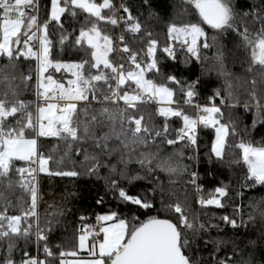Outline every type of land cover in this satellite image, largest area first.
Here are the masks:
<instances>
[{"label":"snow or ice","instance_id":"obj_1","mask_svg":"<svg viewBox=\"0 0 264 264\" xmlns=\"http://www.w3.org/2000/svg\"><path fill=\"white\" fill-rule=\"evenodd\" d=\"M140 6L147 11L154 4L141 0ZM180 7L184 18L180 23L167 19L168 39L161 46L127 0H49L48 5L0 0V57L6 61L0 65V264H264V197L250 201V211L243 206L244 189L264 187V144L243 138L229 144L230 136H239V109L253 114V129L264 125V0H180ZM50 24L59 32L61 52L68 45L85 56L54 59ZM180 54L190 65L188 76L176 74ZM229 56L242 73L226 70ZM22 57L36 62V98L44 103L37 102L34 111L13 83L20 79L27 87L33 80L31 74H13ZM209 59L212 68L205 66ZM161 61L170 62L173 71L165 74ZM50 69L70 74L67 86L48 74ZM213 70L224 83L200 103L202 77ZM149 102L158 105L159 125L139 110ZM198 128L214 130L206 162L226 163V148L233 147L246 165L235 193L241 202L230 214H220V223L210 212L229 206V186L221 182L205 194L199 173L189 172L184 162H200ZM39 138L50 141L51 148L38 144ZM189 147L192 154L186 156L183 149ZM58 150L61 154L54 156ZM20 161L27 166H18ZM133 164L138 167L131 169ZM38 173L98 184L95 203L112 205L94 217L79 215L71 250L51 241L57 220L40 223ZM185 174L183 187H176ZM14 185L30 196V206L20 214H9L12 204L5 195ZM189 186L198 194L192 202ZM201 213L209 218L202 220ZM58 215L63 212L53 217ZM257 226L260 236L254 239L249 229ZM30 244L35 255L28 251ZM81 251L87 258L76 259Z\"/></svg>","mask_w":264,"mask_h":264},{"label":"trees","instance_id":"obj_2","mask_svg":"<svg viewBox=\"0 0 264 264\" xmlns=\"http://www.w3.org/2000/svg\"><path fill=\"white\" fill-rule=\"evenodd\" d=\"M114 2H118V0H114ZM128 3L133 4L134 8V15L137 14L135 9H139L140 11V20L142 25L145 28L151 30L154 34V37L159 41L160 45L162 46L167 41L166 36V26H167V19L171 18L175 20L176 23H180L184 18L181 13L180 7V0H152L154 7L145 11L141 6V0H127ZM42 5H48L49 0H40ZM149 13L156 14L159 13V16L150 17ZM86 16V14H83ZM41 19H43V10L41 13ZM83 22V21H81ZM103 27V25H102ZM206 27V26H205ZM106 31H109L114 37L117 33L116 31H112L110 28H105ZM211 31V30H209ZM49 35L50 38L53 40V58L59 59L65 62L70 61H77L80 58L85 56V53L74 49L68 45H65V49L63 52L60 51L58 45V38L59 32L57 29L53 28V26L49 25ZM136 47V45H133ZM229 48H233L234 46L229 42ZM215 50L213 49L211 52H208L207 55L211 57L214 55ZM159 55V52H158ZM203 55V53H202ZM238 55L244 56L246 55L243 52L238 53ZM113 57L117 59L116 53H113ZM184 56L182 54L179 55V62L175 65V69L178 70L176 74L184 73L185 76L190 75L189 73V66H185L183 64ZM6 61L4 58L0 57V65L5 64ZM19 67L13 73L15 76L19 77L21 73L27 75L31 74L33 76V80L27 82V87L21 83L20 79H16L13 83L20 85V96L19 98L24 101H31L30 110L34 111L36 108V81H35V67L36 62L34 60L24 59L23 57L20 61L17 62ZM214 61L209 59L205 66L212 68ZM226 70L235 74L242 73V68L239 63H234L231 56H229L225 60ZM161 67L165 74H168L173 71V68L170 66V62L161 61ZM9 71H12L9 69ZM197 72H199V66H197ZM55 79L61 80L67 86V81L70 78L69 74L64 71L56 72L53 69L49 70V73ZM150 78H152L153 74H148ZM204 81H206V85L204 87L203 93L201 97L198 98V101L204 103L207 100L208 95L211 93L212 88H221L224 83V77L219 76L215 70L209 72L205 76L202 77ZM209 85L211 87H209ZM4 90V85L0 84V91ZM120 103V105H122ZM111 107H116V105H110ZM158 105L154 102H149L147 104H140L139 110L143 112L145 116L148 115L152 116L153 122L156 125H159L160 122L163 120L157 113ZM187 111V109H186ZM242 123L238 126L239 127V136L229 137V144L233 141L236 143L239 142L241 138L246 141L252 142L254 145H261L264 144V125H257L254 129L252 128L253 122V114L251 112L245 113L243 109L238 110ZM191 114V113H190ZM176 119V118H173ZM170 126L172 129L177 128V125L170 122ZM245 126L248 127L249 131L245 132ZM202 127V126H201ZM198 156H199V163H194L190 160H185L184 162L189 165L188 171L191 172L196 170L199 173V180L198 183L204 189L205 194L210 193L214 190L215 187L220 186L221 182L229 186L230 195H232V200L229 201V206L225 209H212L210 212L211 214H215L217 219L216 222L220 223L218 217L222 213H231L232 207L234 205H238L241 202V197L235 195L237 191L240 190V185L244 182V176L246 173V165L242 162V153L233 147L226 148L225 151V161L224 164H218L214 162H206L208 161V154L210 153L211 144L214 141V130L211 128H203L201 131L198 128ZM27 135V133H26ZM44 144L49 149L51 148V142L46 140L45 138H39L38 144ZM165 151H171L172 149L168 146H163ZM179 149L181 146L178 144L175 146ZM155 150V149H153ZM185 155H191L192 150L191 147L183 149ZM61 154L58 150L57 153H53V155ZM237 158L241 159L240 164L235 163H228L230 161L236 160ZM18 166H24L25 163L23 161L17 162ZM50 167H55L54 163H50ZM137 165H130L131 169H136ZM166 180V177H162ZM14 179H17L14 175ZM187 179V175L180 177V182L176 185L178 188L183 187V181ZM39 180L41 182V190L42 196L44 192L46 195L54 197V205L53 209L49 212L42 211L40 216V223L41 225L45 224L48 219H55L58 222L54 224L53 231L51 234V241L54 244H61L65 250H71L75 247L76 237L78 234V230L81 226V221H79L78 217L81 214H87L90 217H94L95 214H103L107 212L108 208L112 205L106 203L104 206H98L95 203L97 198V191L99 190L98 184H91L86 183L83 180L77 181L76 178L71 177H58V176H48L45 173H40ZM0 191H3L0 188ZM244 198H243V206L245 211H250L248 208V204L250 201H255L264 197V187L257 186L254 189H244ZM8 200L11 201L12 207L9 208V214H20L23 208H27L30 206V196L29 194L18 187V185H14L12 191L10 193H5ZM188 195L189 201H195L196 193L194 192L193 188L189 186L188 188ZM227 200V198H225ZM2 207V204H0ZM193 207L196 210H199V205L194 204ZM63 212V215H58L53 217L54 213ZM127 216V212L124 214ZM163 215V214H161ZM144 217H142L143 219ZM209 217L205 216L201 213V219L207 220ZM247 219V217H245ZM87 223H94V220H89ZM259 223V222H258ZM227 231V229H226ZM249 235L252 238H257L260 236V229L259 227H253L249 229ZM25 244L23 240L19 241V248H24ZM28 251H30L33 255H35L34 246L31 244L28 246ZM41 258H43V253H40ZM21 257V252H16V259L19 260Z\"/></svg>","mask_w":264,"mask_h":264},{"label":"rangeland","instance_id":"obj_3","mask_svg":"<svg viewBox=\"0 0 264 264\" xmlns=\"http://www.w3.org/2000/svg\"><path fill=\"white\" fill-rule=\"evenodd\" d=\"M118 32H119V30H117V33ZM116 56H117V59L119 60L120 57H119V55L117 53H116ZM69 76H70V74H69ZM213 143H214V141H213ZM54 197L48 196V195H46V192H44V194H43V201H44V205H45V207L43 209L44 212H49V211H51L53 209V205H54L53 200H54ZM79 258H87V251H81V252H79L78 257H76V259H79ZM67 259L71 260L73 258L72 257H68Z\"/></svg>","mask_w":264,"mask_h":264},{"label":"built area","instance_id":"obj_4","mask_svg":"<svg viewBox=\"0 0 264 264\" xmlns=\"http://www.w3.org/2000/svg\"><path fill=\"white\" fill-rule=\"evenodd\" d=\"M118 35H119V32L115 36H118ZM35 96H36V93H35ZM37 102L40 103V104L44 103L42 100L41 101H37V98H36V104H37ZM120 103H122V101ZM24 166H27V165H24ZM39 176H40V173L37 174V182H38L37 183V187H38L37 212H38V214H40L43 211L44 207H45L44 201H43V196H42V190H41V185H40L41 182L39 180ZM197 196H198V194L196 193V198H197ZM100 238H102V234H101V237H98L97 239H100Z\"/></svg>","mask_w":264,"mask_h":264}]
</instances>
